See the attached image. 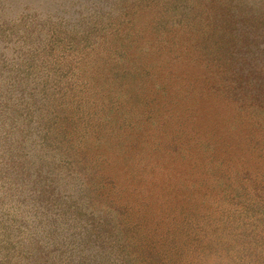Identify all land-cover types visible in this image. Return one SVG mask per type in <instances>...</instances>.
<instances>
[{
	"label": "rangeland",
	"instance_id": "obj_1",
	"mask_svg": "<svg viewBox=\"0 0 264 264\" xmlns=\"http://www.w3.org/2000/svg\"><path fill=\"white\" fill-rule=\"evenodd\" d=\"M0 264H264V0H0Z\"/></svg>",
	"mask_w": 264,
	"mask_h": 264
}]
</instances>
